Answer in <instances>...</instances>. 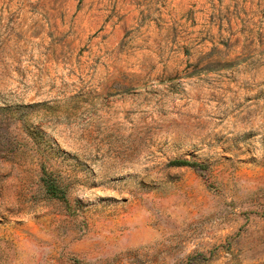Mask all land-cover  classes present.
I'll return each mask as SVG.
<instances>
[{"label": "rangeland", "instance_id": "1", "mask_svg": "<svg viewBox=\"0 0 264 264\" xmlns=\"http://www.w3.org/2000/svg\"><path fill=\"white\" fill-rule=\"evenodd\" d=\"M0 264H264V0H0Z\"/></svg>", "mask_w": 264, "mask_h": 264}, {"label": "trees", "instance_id": "2", "mask_svg": "<svg viewBox=\"0 0 264 264\" xmlns=\"http://www.w3.org/2000/svg\"><path fill=\"white\" fill-rule=\"evenodd\" d=\"M175 164L180 166H191V167L200 166L196 162H189V161H176ZM41 183L46 193L50 197L67 201V195L62 189L59 179L56 176H54L53 171H47L46 169H43L41 171Z\"/></svg>", "mask_w": 264, "mask_h": 264}]
</instances>
